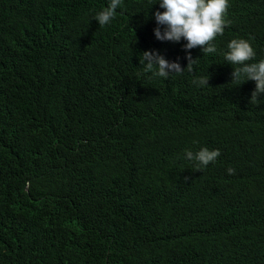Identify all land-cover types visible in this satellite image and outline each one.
<instances>
[{
  "label": "trees",
  "instance_id": "1",
  "mask_svg": "<svg viewBox=\"0 0 264 264\" xmlns=\"http://www.w3.org/2000/svg\"><path fill=\"white\" fill-rule=\"evenodd\" d=\"M156 2L100 27L110 0H0V264H264V94L224 59L232 39L264 54V0H229L217 52L168 79L139 60L188 63Z\"/></svg>",
  "mask_w": 264,
  "mask_h": 264
},
{
  "label": "clouds",
  "instance_id": "2",
  "mask_svg": "<svg viewBox=\"0 0 264 264\" xmlns=\"http://www.w3.org/2000/svg\"><path fill=\"white\" fill-rule=\"evenodd\" d=\"M159 8L154 13L157 27L154 35L159 41L179 43L186 41L184 50L188 61L186 68H182L177 61H169L156 50H148L141 53L140 64L144 65L145 73L152 76L168 79L172 74H182L185 70L193 71V65L197 59H193L190 50L200 48L203 54L217 52L215 41L223 36L225 28L231 21L227 19L229 0H157L154 4ZM122 5V0H110L103 10L98 12L94 19L100 27L106 26L116 17V10ZM163 26V27H161ZM258 30H264V25ZM255 37H264V31H257ZM228 51L224 53V59L233 67L231 82L237 86L251 80L255 81V89L251 93L250 102H258L261 94H264V54L253 62L256 52L251 43L245 39H232L227 45ZM209 76L199 77L193 81L198 86H210ZM193 143H196L194 141ZM221 155L219 149H199L193 153L186 150L185 158L196 161V171H203L210 163H215ZM228 174H234L235 170L229 168ZM185 181L188 177H184Z\"/></svg>",
  "mask_w": 264,
  "mask_h": 264
}]
</instances>
